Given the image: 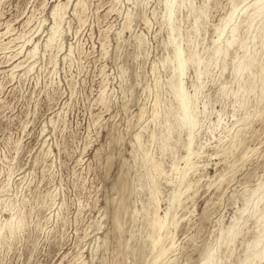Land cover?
I'll return each mask as SVG.
<instances>
[{
  "label": "rangeland",
  "instance_id": "rangeland-1",
  "mask_svg": "<svg viewBox=\"0 0 264 264\" xmlns=\"http://www.w3.org/2000/svg\"><path fill=\"white\" fill-rule=\"evenodd\" d=\"M252 1L185 0L170 25L164 0H0V264L246 262L259 231L247 212L264 191V15L240 25L244 47L224 61L213 51L232 6L230 25ZM172 36L200 61L182 77L190 96L197 87L191 167L187 130L175 129ZM253 52V75L237 76ZM245 206L242 231L222 242ZM157 213L169 219L159 245L172 247L152 261Z\"/></svg>",
  "mask_w": 264,
  "mask_h": 264
},
{
  "label": "bare ground",
  "instance_id": "bare-ground-1",
  "mask_svg": "<svg viewBox=\"0 0 264 264\" xmlns=\"http://www.w3.org/2000/svg\"><path fill=\"white\" fill-rule=\"evenodd\" d=\"M185 0H164V6H165V18L166 20L170 23V25L173 23V14L175 12V10L179 9L180 7L184 6ZM85 5V4H84ZM250 5L253 8L252 13L246 15V17L244 19H242L240 22L238 23H233L230 25V23L233 21L234 18V14L237 11V6H232L231 10L229 11L228 15L222 20V23L216 27V36L217 38L214 40V51H213V59L215 61H217L219 58L222 59V61L225 60V57L227 56L229 49L231 47H233L234 45L240 46V48H242V46L244 47L245 43L243 38L239 39V37H237V31L240 27V25L242 23H244V25L246 26L245 29H249L254 21L255 18L259 17L260 20L262 18V16L264 15V0H253ZM59 7L58 5L54 6L52 11H51V15L54 19L57 18V16H59ZM247 7V5H246ZM62 8V6H61ZM245 8V7H243ZM249 8V7H248ZM250 10V9H249ZM201 11V10H200ZM248 11V10H247ZM242 15V14H241ZM84 16V15H83ZM60 17V16H59ZM206 17V16H205ZM223 17V16H222ZM264 18V17H263ZM198 20V19H197ZM215 25V24H214ZM230 25V26H229ZM197 27V26H196ZM228 27L227 33L225 34V31ZM202 28V27H201ZM173 30V29H172ZM179 30V29H178ZM262 31V25L259 26L258 29V34L260 36V33ZM58 32V25L56 22H54L51 27H50V34L47 37L46 40V47H51L52 43L54 40H56V35ZM5 33V32H4ZM240 34V33H239ZM224 36V38H223ZM247 40V39H246ZM170 44H172L173 46V58L170 60H166V61H170L174 63V70H175V75L172 78V80H170V84L171 87L173 89V93H174V98L176 99L177 102V117H176V131L181 130V129H186L187 130V142H186V150L188 151L186 156H185V165L191 167L192 165H194L193 159H192V155H200L199 152H193L191 150V145H192V141H193V137H194V132H195V128L198 125L199 121V111L197 109L196 103H195V93L197 92V87L194 89V96H190V93H187V90L185 89L186 86H184L183 84V75L185 73V71H187L186 69H188V65L192 62L196 63L197 66L199 64V60H196V62L194 61V59L196 57H186L184 54V50L183 48L179 45V43L177 42V40H175V38L172 36V38L170 39ZM169 44V45H170ZM182 44V43H181ZM250 47V46H249ZM62 48V47H61ZM239 48V47H238ZM36 49V45H33L28 53L32 56L34 51ZM46 49V48H45ZM253 51V50H252ZM36 52V51H35ZM247 52V51H246ZM80 54V53H79ZM255 53L253 52L252 54L249 55H245L241 60H239V62L235 65L234 67V72L237 76L239 77H243L244 73L247 74L248 79L250 78V76L253 75V66H254V58H255ZM189 56V55H188ZM212 57V56H211ZM171 58V57H170ZM213 61V60H212ZM211 62V61H210ZM224 63V62H223ZM195 64V65H196ZM201 64V63H200ZM210 65V64H209ZM222 65V64H221ZM211 67V66H210ZM213 67V66H212ZM262 67V65H261ZM216 69V68H215ZM261 71L264 69L263 67L260 68ZM264 71V70H263ZM219 72V71H218ZM201 70L197 71V76L199 77L201 75ZM224 73V72H223ZM262 73V72H261ZM188 74V73H187ZM195 74V73H194ZM208 74V73H207ZM237 78V77H236ZM212 82V81H211ZM246 82H247V77L246 79H242V82L239 85L238 90L234 93L237 94L240 92L241 96H242V102L241 104H244V100L243 98L245 96L248 95L247 93V86H246ZM249 82V81H248ZM169 84V83H168ZM167 84V85H168ZM249 85V84H248ZM53 88V87H52ZM194 88V86H193ZM192 88V90H193ZM247 93V94H245ZM253 93V92H252ZM261 93V92H260ZM164 96V95H163ZM240 96V97H241ZM237 97V95H236ZM235 98V96H234ZM175 101V100H174ZM235 101V100H234ZM251 104V103H250ZM242 107V106H241ZM237 108V107H236ZM156 110V109H155ZM155 114V113H154ZM158 115V113H157ZM156 115V116H157ZM231 115V114H230ZM239 118V117H238ZM153 120V119H152ZM217 120V119H216ZM220 120V119H219ZM222 120V119H221ZM167 121V120H165ZM235 121V120H234ZM233 121V122H234ZM59 124V123H58ZM167 125V124H166ZM229 129V128H228ZM174 131L173 126L168 125L166 128V138ZM152 137V136H151ZM165 138V139H166ZM205 138V137H204ZM168 139V138H167ZM166 139V140H167ZM234 140V139H233ZM225 143V142H224ZM165 147V145H163V148ZM143 149V148H142ZM232 157V156H231ZM244 158V157H243ZM183 159V158H182ZM150 163V162H149ZM196 163V162H195ZM203 164V163H202ZM43 167V166H42ZM143 168V167H142ZM153 170V169H152ZM176 170V169H175ZM177 171V170H176ZM180 170H178L179 172ZM177 172V173H178ZM181 172H183L181 170ZM162 174V173H161ZM190 176V175H189ZM189 178V177H188ZM180 179V178H179ZM198 183V182H197ZM261 186H259L255 191L252 192V196H254V194H256V191L258 189H260ZM3 188V187H2ZM262 188V187H261ZM187 190V188H186ZM184 190V191H186ZM189 190V189H188ZM1 191V189H0ZM187 193V192H186ZM257 202L249 209V211L247 212V216H256V222H259V231L257 238L254 240L253 244L251 245L253 247V252L251 251V254L249 256H247L246 258V262L244 264H247L248 259L249 261L251 260H260L262 258H264V191L258 193L255 196ZM40 199V198H39ZM43 199V198H42ZM54 199V197H53ZM38 201V200H37ZM45 201V200H44ZM36 202V201H35ZM262 202L261 207H258V203ZM45 203V202H44ZM157 204V203H156ZM172 204V202H171ZM158 207V206H157ZM247 210V206H245L241 212H239L240 214L237 216V218H235L234 220H232L230 222V224L225 228V230H223V232L221 231V237L222 238V242L225 243H229L230 244L233 242V240L236 238V236L239 234L240 228L238 226L239 221L242 219V217H244V212ZM138 211V210H137ZM167 211V210H166ZM155 213V212H154ZM170 213V212H169ZM168 213V214H169ZM159 213H157L152 220V226L156 232V234L154 235V238L151 237L152 239V246L154 248V251L156 250L154 259L153 257L151 259H153L152 261H155L157 258L161 257L164 254H167L166 251L172 247V244H170L167 248L164 246H160L159 243L163 235V230L167 227V224L169 222L168 219V215L165 213L164 216L161 217V215H158ZM251 219V218H250ZM40 221V220H39ZM11 223V222H10ZM7 222L6 226L9 228L10 232H13L15 229H17L19 227L20 224H16V226L12 227L11 224ZM169 225V224H168ZM242 225V224H241ZM240 225V226H241ZM5 227V225H4ZM255 227V226H254ZM152 228V227H151ZM0 229H2L0 227ZM258 229V228H257ZM167 230V229H166ZM27 232V231H26ZM37 232V231H35ZM31 233V232H30ZM154 233V232H153ZM152 235V234H151ZM166 235V234H165ZM248 235V234H247ZM164 238V237H163ZM244 240V238H243ZM232 241V242H231ZM252 241V240H251ZM172 242V241H171ZM220 242V241H219ZM244 242V241H243ZM242 244V243H241ZM231 248V247H230ZM170 251V250H169ZM6 257V256H5ZM215 256L213 253L208 252L203 259L201 260L200 264H215ZM259 264V263H258Z\"/></svg>",
  "mask_w": 264,
  "mask_h": 264
}]
</instances>
